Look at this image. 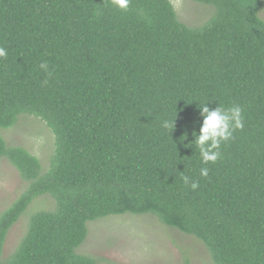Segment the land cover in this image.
I'll return each mask as SVG.
<instances>
[{
	"label": "trees",
	"instance_id": "1",
	"mask_svg": "<svg viewBox=\"0 0 264 264\" xmlns=\"http://www.w3.org/2000/svg\"><path fill=\"white\" fill-rule=\"evenodd\" d=\"M195 1L215 7L199 27L170 0L125 10L111 0H0V129L26 113L55 138L42 172L0 134V158L28 183L0 214V264H98L77 252L87 223L124 213L196 237L215 264H264L263 0ZM205 103L239 106L243 120L208 164L185 145ZM43 194L54 207L32 213L4 256L9 230Z\"/></svg>",
	"mask_w": 264,
	"mask_h": 264
},
{
	"label": "rangeland",
	"instance_id": "2",
	"mask_svg": "<svg viewBox=\"0 0 264 264\" xmlns=\"http://www.w3.org/2000/svg\"><path fill=\"white\" fill-rule=\"evenodd\" d=\"M179 20L199 27L214 16L215 7L195 0H170ZM260 16L264 19V0ZM8 145L22 146L35 155L42 172L48 170L55 149V138L46 122L22 113L17 122L0 129ZM18 170L0 158V214L27 187ZM54 199L43 194L35 198L7 234L3 255L8 256L27 229L29 217L38 210L54 207ZM88 233L77 248L92 255L98 264H215L203 242L192 235L161 223L151 214L109 215L87 223Z\"/></svg>",
	"mask_w": 264,
	"mask_h": 264
},
{
	"label": "clouds",
	"instance_id": "3",
	"mask_svg": "<svg viewBox=\"0 0 264 264\" xmlns=\"http://www.w3.org/2000/svg\"><path fill=\"white\" fill-rule=\"evenodd\" d=\"M111 3L119 9L125 10L129 7L130 0H111ZM6 50L0 48V57L6 56ZM40 69L48 72L47 62H42L39 65ZM50 74V73H49ZM47 81H45L46 83ZM200 114L203 117V123L200 127L199 133L193 131L192 135L195 137L194 140L190 141L189 147L194 145L199 149V154L203 164L215 163L219 156V148L221 142H226L233 136V132L243 127L242 120V109L239 106H233L228 109H224L220 106L210 109V107L202 104L200 107ZM175 127V121L165 120L163 122V128L168 130ZM183 143L187 139V133L182 135ZM180 137V138H181ZM200 175L206 177L208 175V168L204 167L200 169ZM184 182L187 184L189 178L185 176ZM198 184L196 182L191 183V188L196 189Z\"/></svg>",
	"mask_w": 264,
	"mask_h": 264
}]
</instances>
